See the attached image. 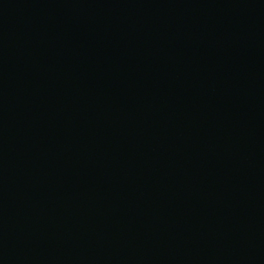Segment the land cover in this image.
<instances>
[{"label":"water","instance_id":"1","mask_svg":"<svg viewBox=\"0 0 264 264\" xmlns=\"http://www.w3.org/2000/svg\"><path fill=\"white\" fill-rule=\"evenodd\" d=\"M0 264H264V0H0Z\"/></svg>","mask_w":264,"mask_h":264}]
</instances>
